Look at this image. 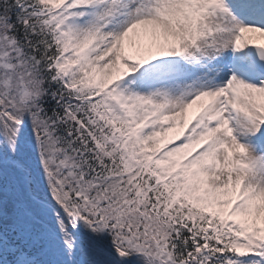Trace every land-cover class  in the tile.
Listing matches in <instances>:
<instances>
[{
    "label": "snow or ice",
    "instance_id": "6c2138e0",
    "mask_svg": "<svg viewBox=\"0 0 264 264\" xmlns=\"http://www.w3.org/2000/svg\"><path fill=\"white\" fill-rule=\"evenodd\" d=\"M0 264H264V0H0Z\"/></svg>",
    "mask_w": 264,
    "mask_h": 264
}]
</instances>
